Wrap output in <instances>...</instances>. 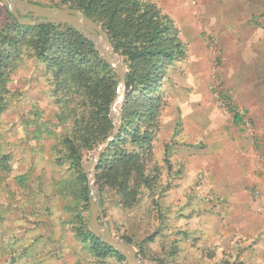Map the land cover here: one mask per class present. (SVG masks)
Returning a JSON list of instances; mask_svg holds the SVG:
<instances>
[{
  "label": "rangeland",
  "instance_id": "1",
  "mask_svg": "<svg viewBox=\"0 0 264 264\" xmlns=\"http://www.w3.org/2000/svg\"><path fill=\"white\" fill-rule=\"evenodd\" d=\"M181 8L186 11L176 17L189 12L200 42L178 27L185 56L167 65L162 83L165 106L147 169L154 186L129 208L108 196L105 221L141 259L156 264H264V122L235 104L246 113L247 125L239 127L248 146L246 167L233 170L231 140L220 132L232 118L220 99L237 103L236 85L251 77L264 97V60L226 57L201 1L197 14L187 0ZM4 10L0 2V17ZM36 74L25 66L10 76L0 114V264H127L93 256L73 235L70 198L60 192L69 165L56 161L57 107L50 85ZM100 146L83 157L82 170ZM83 172L87 185L92 171ZM84 213L90 230L89 208Z\"/></svg>",
  "mask_w": 264,
  "mask_h": 264
},
{
  "label": "trees",
  "instance_id": "2",
  "mask_svg": "<svg viewBox=\"0 0 264 264\" xmlns=\"http://www.w3.org/2000/svg\"><path fill=\"white\" fill-rule=\"evenodd\" d=\"M28 1L80 9L107 33L113 50L123 59L130 87L122 101V124L96 165L95 185L102 206L113 195L121 207L129 208L142 189L150 191L155 183L147 169L165 106L162 83L167 65L185 56L178 28L149 0ZM25 66L37 70L36 76L50 85L57 107L56 161L69 165L70 174L60 181V192L70 198L67 208L73 235L93 256L123 262V255L88 228L84 213L87 178L81 165L83 157L112 133L109 108L116 98L118 74L94 44L69 25H24L4 10L0 17V114L9 102L10 76ZM234 118L240 120L237 115Z\"/></svg>",
  "mask_w": 264,
  "mask_h": 264
},
{
  "label": "crops",
  "instance_id": "3",
  "mask_svg": "<svg viewBox=\"0 0 264 264\" xmlns=\"http://www.w3.org/2000/svg\"><path fill=\"white\" fill-rule=\"evenodd\" d=\"M153 2L158 4L156 7L167 15L174 25H178L177 28H183L192 36V42H200V38L195 35V21L189 12L185 16L177 15L176 17L180 11H186L181 8V0H153ZM201 14L226 57L232 54V60L243 59L245 62L254 58L264 60V4L262 2L254 5L252 0H201ZM184 41L191 43L190 39L185 38ZM251 79V77L248 78V81L241 85L235 84L237 103L234 102V104L245 108L254 120L262 118L264 122V97L258 94L257 89H252ZM234 116L232 113L230 123L228 124V118H226V124L220 126L222 137L227 139V142L231 140L232 170L234 167H246L244 160L246 161L248 146L239 127L241 120L237 121L238 119ZM234 180L232 171V181Z\"/></svg>",
  "mask_w": 264,
  "mask_h": 264
},
{
  "label": "water",
  "instance_id": "4",
  "mask_svg": "<svg viewBox=\"0 0 264 264\" xmlns=\"http://www.w3.org/2000/svg\"><path fill=\"white\" fill-rule=\"evenodd\" d=\"M0 2L20 24L36 25L40 23H51L54 25H69L90 40L95 45L102 59L117 72L119 76V83L116 85V98L111 103L109 112V117L111 118L113 124L112 133L103 141V144H101L91 161L83 164V170L85 172L89 170L92 171V176L88 179L87 184V208H89L88 224L92 234L99 238L103 243L122 254L127 264H156L154 262L141 259L134 246L112 233L108 223L105 221L103 208H101L102 204L100 194L94 186V171L96 164L102 153L105 151L106 146H108L110 141L115 139L121 128V104L125 91H127L130 87L129 82L125 80V65L122 59L114 52L109 36L92 18L77 8L45 6L28 0H0ZM121 88L122 94H120ZM118 100H121L118 112L113 114Z\"/></svg>",
  "mask_w": 264,
  "mask_h": 264
},
{
  "label": "built area",
  "instance_id": "5",
  "mask_svg": "<svg viewBox=\"0 0 264 264\" xmlns=\"http://www.w3.org/2000/svg\"><path fill=\"white\" fill-rule=\"evenodd\" d=\"M189 1V3H190V5H191V7L193 8V12L195 13V14H197L199 11V6H200V1L201 0H188ZM217 95H218V97H219V94L217 93ZM220 101H221V103L225 106V107H227V108H230V109H232V113L234 114V115H237L239 118H240V120H241V122L242 123H244V125H247V117H246V113L244 112V110L242 109V108H240V107H237L234 103H233V101H232V103L230 102V100H228V97H222L221 99H220Z\"/></svg>",
  "mask_w": 264,
  "mask_h": 264
},
{
  "label": "bare ground",
  "instance_id": "6",
  "mask_svg": "<svg viewBox=\"0 0 264 264\" xmlns=\"http://www.w3.org/2000/svg\"><path fill=\"white\" fill-rule=\"evenodd\" d=\"M120 94H122V88L120 89ZM121 103V100H118L117 101V104L114 108V111H113V114H115L116 112H118V109H119V104Z\"/></svg>",
  "mask_w": 264,
  "mask_h": 264
}]
</instances>
